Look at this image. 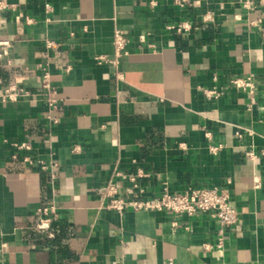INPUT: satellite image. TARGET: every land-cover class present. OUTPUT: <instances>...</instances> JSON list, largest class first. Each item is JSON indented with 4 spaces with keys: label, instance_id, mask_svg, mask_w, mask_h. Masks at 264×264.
Wrapping results in <instances>:
<instances>
[{
    "label": "crops",
    "instance_id": "obj_1",
    "mask_svg": "<svg viewBox=\"0 0 264 264\" xmlns=\"http://www.w3.org/2000/svg\"><path fill=\"white\" fill-rule=\"evenodd\" d=\"M191 2L0 0V92L30 94L0 101V264H264V158L245 157L264 150V5ZM180 22L188 33L167 29ZM115 30L129 39L119 75L97 61L113 56ZM249 74L251 110L230 85ZM110 181L126 201L217 188L238 222L217 249L209 213L105 209L99 190ZM50 206L57 220L37 229V210Z\"/></svg>",
    "mask_w": 264,
    "mask_h": 264
},
{
    "label": "built area",
    "instance_id": "obj_2",
    "mask_svg": "<svg viewBox=\"0 0 264 264\" xmlns=\"http://www.w3.org/2000/svg\"><path fill=\"white\" fill-rule=\"evenodd\" d=\"M241 6L247 12H254L259 6L264 5V0H241ZM174 6L181 9H191L193 4L191 0H173ZM150 5H155V2H150ZM202 22L209 23L213 22V16L210 13L205 14L202 17ZM259 21L256 24L259 25ZM255 24V23H253ZM252 24V25H253ZM191 25L188 22H180L174 25L167 26V29L174 30L178 34H186L190 31ZM140 42H144V36H140ZM113 56L111 58L99 57L97 61L99 63H105L110 65L119 75L118 68L120 60L128 55V44L129 39L120 30H115L113 33ZM51 46L52 44H48ZM7 44L0 43V62L7 55ZM121 79V77H117ZM48 75L42 76V87L46 91V104L48 108L53 111L55 109L56 100L53 98L54 93L50 90L48 84ZM230 85L236 90L244 92L249 97V103L246 105L247 110H251L254 105V94H255V76L249 74L242 78H235L230 81ZM206 96L209 99H217L219 93L215 90L206 91ZM29 92L18 86H10L0 92V101L3 103H15L20 99L29 97ZM209 139V134L206 135ZM18 151L29 152L30 146L27 144H21L17 147ZM220 148L211 147L210 151L216 153ZM246 159L251 162L260 161L264 158V150L254 151L250 150L245 155ZM23 161L26 163H32L31 157L25 155ZM56 165L41 164L43 171H52ZM140 172L138 176H140ZM119 174L116 173L115 177ZM136 178H130V182L134 183ZM258 187V184L256 185ZM135 187L128 189V194L132 193ZM100 200L103 207L108 210H113L118 213H123L128 209L134 211H167L172 214H185L187 216H197L201 213H209L212 218L216 219L220 229L217 232V243L216 248H223V234L224 229L235 225L238 222L239 213L229 199V195L222 190L217 188H202V189H188L183 193L171 194L166 189L158 197L147 199V200H124L119 196L116 185L110 181L107 185L99 190ZM38 220L36 228L40 230L48 229L51 222L57 220V212L54 206L39 208L37 210Z\"/></svg>",
    "mask_w": 264,
    "mask_h": 264
}]
</instances>
